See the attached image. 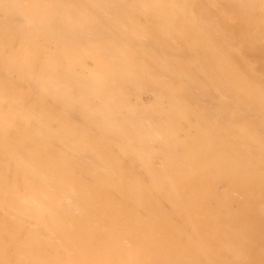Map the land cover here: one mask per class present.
<instances>
[{
  "label": "bare ground",
  "instance_id": "bare-ground-1",
  "mask_svg": "<svg viewBox=\"0 0 264 264\" xmlns=\"http://www.w3.org/2000/svg\"><path fill=\"white\" fill-rule=\"evenodd\" d=\"M0 264H264V0H0Z\"/></svg>",
  "mask_w": 264,
  "mask_h": 264
}]
</instances>
